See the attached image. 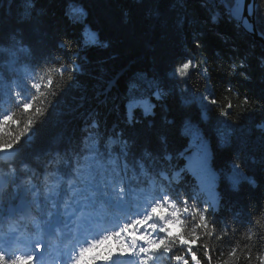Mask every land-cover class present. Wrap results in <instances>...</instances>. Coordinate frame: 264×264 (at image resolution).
<instances>
[{"label":"trees","instance_id":"obj_1","mask_svg":"<svg viewBox=\"0 0 264 264\" xmlns=\"http://www.w3.org/2000/svg\"><path fill=\"white\" fill-rule=\"evenodd\" d=\"M72 4L73 0H0V47L7 48L14 35L32 53L27 59L21 56L19 67L32 63L43 68L57 60L74 61L80 67L72 80H67V73L64 81L56 77V95L47 97L51 103L45 102L44 116L37 117L27 134L30 139L19 146L13 163L19 170L15 182L7 175L8 165L0 161V176L7 179L0 189V208L19 205L24 198L19 188L27 178L22 164L27 163L37 177H42L45 162L56 153L67 154L74 165L75 154H87L83 150L90 132L98 135L105 160L109 138H119L127 142L130 167L142 160L153 173L164 170L170 177L178 173L169 194L178 202L188 197L191 206L197 191L196 207L203 208L204 191L196 186V176L187 165L194 149L189 150L183 129L191 120L199 124L207 143L216 193L215 199L206 198V219L215 231L211 236L200 235L193 251L201 264H207L202 255L205 244L211 264H247L242 250L249 245L252 264H258L255 256L264 254V241L249 240L246 234L255 220L264 225V131L259 127L264 124V45L230 20L219 0H76L83 12L78 19L68 15ZM257 5L255 25L261 32L264 0H257ZM89 30L98 35L99 46L85 44ZM2 58L6 61L7 54ZM187 59L199 68L187 78L173 77L175 67ZM12 78L7 66L0 67V107H8L5 84ZM152 80L166 85V96L151 95L147 81ZM229 87L231 92L226 91ZM202 95L221 103L231 99L234 107L229 116L212 106L201 119ZM132 96H143L154 105L151 113L135 108L130 119ZM245 96L250 103L242 105ZM93 121L97 128L90 127ZM15 131L18 128L12 125L0 136L6 138ZM111 148L113 155L119 154V145ZM233 163H240L241 172L254 182L233 186ZM182 219L190 228L192 214H182ZM174 224L179 226L176 232L170 228ZM168 228L172 235L182 234L188 240L178 221ZM225 228L228 233L222 236ZM237 244L238 259L229 256ZM175 255L189 258L186 246L177 243L171 253L160 254L156 264H177ZM189 264H193L190 258Z\"/></svg>","mask_w":264,"mask_h":264},{"label":"snow or ice","instance_id":"obj_2","mask_svg":"<svg viewBox=\"0 0 264 264\" xmlns=\"http://www.w3.org/2000/svg\"><path fill=\"white\" fill-rule=\"evenodd\" d=\"M219 4L230 20L243 26L246 31H255L250 17L258 7L256 0H219ZM68 15L72 19L83 15L76 0H73ZM212 19H216L215 15ZM261 35L264 36V30ZM84 42L86 45H100L98 35L90 30L85 33ZM195 43L197 47L200 46L199 41ZM5 53L8 56L6 61L2 58ZM22 55L27 59L32 53L14 35L7 48L0 47V67L7 66L13 73V78L5 84L4 103L8 107H0V132L10 129L12 125L18 128V131L8 132L6 138L0 136V161L8 165L7 175L13 178V182L19 171L13 166L15 157L19 155V146L22 141L30 139L27 134L37 123V117L44 116L47 104L51 103L47 97L56 95V77L64 81L67 73V80H72L73 74L80 71L74 61L68 63L59 60L43 68L32 63L19 67ZM240 66L243 67V64ZM197 68L199 65L187 59L175 67L172 76L187 78L190 71ZM165 87L160 81H147V88L157 99L167 95ZM226 91L231 92V87ZM38 101L40 106H37ZM240 103L249 104V98L245 96ZM200 104L201 119L206 117L212 106H218L224 117H228L229 110L234 107L231 99L221 103L207 95L200 97ZM128 107L131 119L135 108H143L145 114H150L154 105L143 96H132ZM90 127L97 128L95 121ZM259 127L264 131V124ZM183 134L188 137L189 150L196 149L193 174L202 177V184L203 178H207L208 186L204 190L215 199L216 193L212 187L215 176L208 167L207 143L199 124L186 121ZM222 139L227 141L224 136ZM113 144L120 146L117 155H113ZM105 147L106 160L104 153L100 152L98 135L90 132L85 138L83 150L87 154H75L74 165L67 154L60 153L45 162L42 177H37L27 163L21 165L27 176L19 186L24 198L19 205L0 208V264H86L87 253L113 238L117 239L118 249L103 257L93 256L92 261L102 259L105 264H123L127 259L130 264H156L160 254L171 253L173 246L179 243L186 246L193 264H201L192 246L200 235L211 236L215 231V226L210 228L206 219L207 202L203 208H197L196 196L191 197V206L188 197L179 202L173 198L169 194L170 187L178 173L171 177L164 170L153 173L142 160L136 161V167H130L126 159V141L109 138ZM232 173L233 186L245 180L254 182L241 172L240 163L232 164ZM34 179H39V183H34ZM186 213L192 214L190 228L182 219V214ZM261 215L264 216V213ZM5 220L8 221L7 230L3 227ZM177 221L185 227L183 235H187L188 240H184L182 234H171L168 225ZM253 228L257 231H253ZM198 230L202 231L198 233ZM227 233L225 228L221 235ZM246 236L249 240L256 238L264 241V225L259 219L252 222ZM203 247L202 255L207 258V264H211L208 245ZM238 251L241 250L237 244L229 256L238 259ZM242 251L247 264H252L251 247L245 245ZM189 258L175 255L174 260L177 264H189ZM255 260L258 264H264V254L257 253Z\"/></svg>","mask_w":264,"mask_h":264},{"label":"rangeland","instance_id":"obj_3","mask_svg":"<svg viewBox=\"0 0 264 264\" xmlns=\"http://www.w3.org/2000/svg\"><path fill=\"white\" fill-rule=\"evenodd\" d=\"M193 151H194L193 155H192V157H190V158H192V163L190 164V158L187 161V165L190 166V168L192 170L195 168V164H196V161L194 158V153L196 152V149H194ZM208 158H209V153H208ZM208 167H209V165H208ZM209 169L211 170L210 167H209ZM211 172H212V170H211ZM195 176H196V178H195L196 186H199L201 189H203L204 194H205V197H202L201 199H203V201L207 202V200H206L207 197L212 199V197L209 195V192L204 190L208 186L207 178H203L204 183L202 184V177H200L198 175H195ZM212 187H213V185H212ZM194 195L196 197H199V195L197 194V191L194 192ZM22 199L23 198H21V201H22ZM3 227L5 230H7V227H8V221L7 220L4 221ZM170 228H171L172 232H176L179 229V226H178V224H174ZM138 235H139V233H138ZM114 245L115 246L118 245L116 238H113V239L107 241L106 243L99 245L96 249L87 253L86 254V257H87L86 264H88V262H90V264H105V262L102 259H97L95 261H92L91 258L93 256L103 257V256L108 255L109 252H115ZM123 264H130V262H126V263L123 262Z\"/></svg>","mask_w":264,"mask_h":264},{"label":"water","instance_id":"obj_4","mask_svg":"<svg viewBox=\"0 0 264 264\" xmlns=\"http://www.w3.org/2000/svg\"><path fill=\"white\" fill-rule=\"evenodd\" d=\"M256 4H257V0H256ZM255 15H256V12L253 16L250 17V22L254 26L255 31H248V32L253 37V39L260 41L264 45V36L261 35V32L256 28V25H255ZM6 183H7V179H4L0 176V188L5 186ZM20 203H21V201H20Z\"/></svg>","mask_w":264,"mask_h":264}]
</instances>
